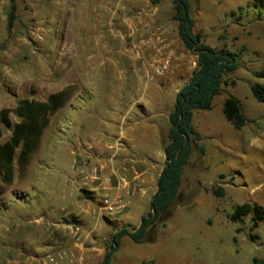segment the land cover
Here are the masks:
<instances>
[{
	"label": "rangeland",
	"instance_id": "obj_1",
	"mask_svg": "<svg viewBox=\"0 0 264 264\" xmlns=\"http://www.w3.org/2000/svg\"><path fill=\"white\" fill-rule=\"evenodd\" d=\"M78 3L75 0H0V111L15 109L24 99L40 101L58 90L63 51L68 43L81 36L100 41L110 58L117 56L111 65L110 87H105L107 65L100 69V80L93 86L96 97H85L97 100L94 127L79 128L76 112L69 115L59 110L50 117L39 149L31 155L25 169L21 170L15 159L12 184L4 185L0 180L4 187L0 197V264L31 261L38 264L29 258L30 249L37 242L42 243L45 229L56 228L53 225L56 221L61 225L59 229L67 234L74 225L81 226L86 235L90 233L85 263L102 260L104 254L100 255V250H106L113 235L106 218L109 215H101V228H96L100 199L89 198L83 192L93 185L83 188L75 172L77 167L82 169L89 164L85 168L88 171L95 166L98 153L129 146L123 136L107 138L104 127L95 125L112 112L105 95H111L115 105L123 98L126 106L123 112L131 108L129 120L144 116L140 105L152 104V112L145 116L157 115L151 121H134L126 132L133 137L160 132L163 151L169 142L170 129L166 117L169 113L163 108L174 105L175 89L190 80L197 65V56L179 38L178 24L172 19L171 0L157 5L153 0H90L87 7L81 5V8ZM103 3L110 7L105 10L107 13H103ZM13 4L17 7V19L10 31L8 15ZM192 7L194 32L202 35L210 46L227 47L238 55L240 67L231 76L236 86L225 87L215 98L212 110L194 112L193 124L202 137L206 154L194 149L171 219L165 227L160 225L154 230V242L148 241L153 234L142 245L125 237L115 254L116 261L124 257L134 261L138 258L137 248L149 251L155 243L160 246L159 250L151 249V253L158 264H169L171 260L178 264H253L254 258L264 259V219L253 231L259 239L252 241L253 215L245 217L243 222L229 218L238 205L250 203L264 208V104L251 90L252 85H264V79L255 76L256 72H264V0H192ZM94 24L99 28H84ZM130 25L163 26L167 30L180 56L179 61L170 64L174 72L169 85L167 79L153 71V65L148 78L143 76L136 81L128 75L127 62L117 53H124L123 42L132 38ZM243 47L244 53L240 54ZM160 66L159 75L166 71L167 65ZM128 80L130 87L121 85ZM162 97L165 106L160 107ZM229 97L237 98L242 105L247 118L242 130L235 129L223 112ZM10 119L13 124L20 121L14 113ZM72 120L75 124L70 123ZM116 122L119 124L121 119ZM114 131L117 133L118 128ZM0 132V144L12 135V129H7L1 121ZM96 136L104 142L92 141ZM113 144L116 146L111 149ZM133 144L142 153H152V146L146 143ZM217 187L225 190L224 197L213 195ZM148 211L146 206L135 208L136 213ZM130 215L129 222L139 226L135 213ZM239 228L243 230L237 233Z\"/></svg>",
	"mask_w": 264,
	"mask_h": 264
},
{
	"label": "crops",
	"instance_id": "obj_2",
	"mask_svg": "<svg viewBox=\"0 0 264 264\" xmlns=\"http://www.w3.org/2000/svg\"><path fill=\"white\" fill-rule=\"evenodd\" d=\"M75 1L79 2L78 7L81 8V5L87 7V3L90 0ZM101 6L104 8L103 13L108 8L110 10L109 5L105 3L101 4ZM84 28L88 30H96L99 28V26H97V24L90 26L86 25ZM129 32L131 33L130 36H132V38L130 37L131 39L125 40L123 42L124 53H122V51L121 53H117V55L125 59L127 62L126 71L128 75H131V78L135 79L136 81L140 80V78H148L151 70L150 65H153V71H155L158 76L167 79V84L169 85L172 82L171 74L174 72L170 64L173 63V61H179L180 56H178V53L174 50V45L167 34V30L163 26L150 27V25H141L139 27H133L130 25ZM101 44L102 43H100L98 40L94 41L93 39L82 36L81 38L76 39L75 42L68 43L67 48L65 51H63L61 58L60 88L58 90L51 91L48 95H46V98L40 100L41 102H46L51 94L66 92L68 100L65 106L60 110L62 112L66 111L68 114L76 112L78 114L76 115V126L79 128L94 127L93 120L96 118L95 111L98 110L97 100L86 99L85 97H96L94 95L95 93L92 92L94 88L93 86L98 80H100V69L104 66L106 67L107 65L108 67L104 73V76L107 79L105 87H110L109 79L113 76L111 65L117 61V56L110 58L109 53L102 49ZM106 45H108V43H106ZM69 48H71V50H68ZM155 65L159 66L156 67ZM160 65H167L166 71H163L161 75L157 73L161 68ZM121 85L130 87V82L129 80L127 82L124 81ZM164 86L165 84L163 83L161 87L163 88ZM179 90L180 87L175 89L176 95ZM104 100L109 106L111 105L110 107L112 112H110L111 114L109 117L100 118L98 124H95L96 127H104V134L107 138L115 139L120 135L123 136L129 145L126 148H118L112 151L107 149V151H105L106 153H98L96 156V165L103 169L102 181H109L111 184V192L123 196L127 203L125 211L106 217L107 222L110 223L114 234L125 226L130 228L136 227L129 222V219L132 217L130 214L135 213V217L138 219V221H140L141 224L143 216H146L151 212L152 200L158 191V181L165 167L164 163L166 164V157L164 150L162 151L163 147L160 145V132L140 137H133L130 134L128 135L126 132V128H131V125L134 121L135 123L151 121L152 118L157 115L153 114L151 116H145L152 112V104L150 105L149 102H146L140 105L144 116L140 117L137 115L136 119L129 120L128 114L131 112V108H129L126 113L123 112L126 107L123 102V98L118 100L116 105L114 104L115 101L111 95H105ZM159 105L160 107L165 106L163 97L161 102H159ZM173 108L174 105L172 107H164L163 109H165L164 111H168L170 114ZM169 114L166 115L168 119ZM117 119H121L119 124L116 122ZM72 122L70 123L75 124L73 120ZM116 128H118L117 133L114 131ZM94 140H97L98 144H102L104 142V140L98 138V136L92 139V141ZM136 141L152 146V153H142L140 150L134 147L133 143ZM82 154H84V156L86 154L84 148L82 150ZM127 168L130 169V171H127ZM184 179L185 175L183 176V183ZM183 183L180 189V195L182 193ZM98 186L94 184L90 189L86 190L93 193L92 196H96L100 199L104 191ZM178 202L179 201H177L176 204ZM141 206L149 207V211L136 213L135 208ZM94 213L95 215L98 214V217L95 221L96 228H101L100 212L97 213L94 211ZM92 218L95 220L94 217ZM56 222H53V225L56 226L55 229L52 227L50 229H45V235L42 238V243L37 242L30 249L29 258L36 260L38 264H41L47 255L55 253L60 249H73L76 247L71 236L69 235V232L67 234V231L59 229V226L61 225H58V221ZM89 236L90 233L86 235L83 246L78 247L79 250L84 254L85 252H89L87 246ZM140 245H142V243ZM159 247L160 246L155 243L149 247V251H147L146 248H137L136 251L138 252V258L134 261H131L126 257L116 261L115 254L119 251V248L113 256L112 264H143L144 262H154L155 264H158L157 260L151 253V249L157 252ZM105 251L104 249H101L100 255L105 254ZM139 260L140 262H137ZM101 261H95L93 263L88 262L85 264H100ZM231 262H234V257ZM26 264L36 263L31 261ZM169 264H178V262L176 260H171Z\"/></svg>",
	"mask_w": 264,
	"mask_h": 264
},
{
	"label": "trees",
	"instance_id": "obj_3",
	"mask_svg": "<svg viewBox=\"0 0 264 264\" xmlns=\"http://www.w3.org/2000/svg\"><path fill=\"white\" fill-rule=\"evenodd\" d=\"M162 1L153 0V4L157 5ZM171 2L174 11L172 19L178 24L179 37L184 47L197 56V65L190 80L177 93L174 108L169 114V142L164 148L166 164L158 181V191L152 200L151 212L143 216L139 227L125 226L112 235L111 244L106 247L100 264H112L113 256L120 248L124 237H130L134 242L141 244L157 227L166 226V221L171 219L173 207L180 198L185 168L190 164L194 149L200 151L202 155L206 154L205 148L201 145L202 137L193 124L194 112L212 110L215 98L223 93L224 88L236 86V81L231 76L240 67L238 55L227 47L210 46L202 35L194 32L192 0ZM16 10L17 7L13 4L8 15L10 31L17 19ZM244 50L245 47L240 50V54H243ZM255 76L264 79V72H256ZM251 90L255 98L264 104V85H252ZM67 100L66 92H58L51 94L46 102L24 99L15 109L6 108L0 111L1 123L7 129H12L11 137L0 144V180L4 185H10L14 180L15 159L21 170L28 165L31 155L39 149L50 117L64 107ZM223 112L235 129L242 130L246 126L247 118L237 98H227ZM11 113L20 119L18 123H12ZM1 138L0 132V140ZM83 192L89 198L93 194L86 189H83ZM213 193L217 197L225 196L222 187L213 189ZM3 194L4 187L0 185V197ZM248 215H253L250 238L256 241L259 237L253 234V231L259 227V221L264 219L262 206L250 203L238 205L229 218L233 222H243ZM242 230L237 229V233ZM148 241H155L154 234ZM234 241L237 242V239ZM253 264H264V259L254 258Z\"/></svg>",
	"mask_w": 264,
	"mask_h": 264
},
{
	"label": "built area",
	"instance_id": "obj_4",
	"mask_svg": "<svg viewBox=\"0 0 264 264\" xmlns=\"http://www.w3.org/2000/svg\"><path fill=\"white\" fill-rule=\"evenodd\" d=\"M115 146L116 145L113 144L110 146V148L113 149ZM117 147H119L118 144ZM87 167H89V164L85 165V167L82 169L77 167L75 176L83 188L96 184L97 186L100 185L98 187L104 191L100 198V215L110 216L125 211L127 203L124 197L111 192V184L109 181H102L103 169L100 166L95 165L91 168H88L89 170L86 171L85 168ZM126 170L130 171L128 168ZM69 235L71 236L76 247L73 249H60L55 253L49 254L41 264H85V254L78 248L83 246L86 239L84 229L79 225L71 226Z\"/></svg>",
	"mask_w": 264,
	"mask_h": 264
}]
</instances>
